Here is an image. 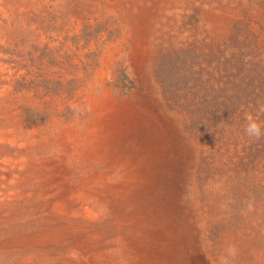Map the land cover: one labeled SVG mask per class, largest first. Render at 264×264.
<instances>
[{
    "label": "rangeland",
    "instance_id": "rangeland-1",
    "mask_svg": "<svg viewBox=\"0 0 264 264\" xmlns=\"http://www.w3.org/2000/svg\"><path fill=\"white\" fill-rule=\"evenodd\" d=\"M107 95L147 108L173 137L156 146L184 166L185 207L210 263L264 264V134L244 131L246 113L264 128V0H0V264L66 261L32 240L51 220L36 198L41 167L58 130L86 125L89 99ZM97 211L116 258L136 264L107 223L117 211Z\"/></svg>",
    "mask_w": 264,
    "mask_h": 264
},
{
    "label": "bare ground",
    "instance_id": "bare-ground-1",
    "mask_svg": "<svg viewBox=\"0 0 264 264\" xmlns=\"http://www.w3.org/2000/svg\"><path fill=\"white\" fill-rule=\"evenodd\" d=\"M143 33L138 39L148 40ZM108 97L89 99L93 118L81 128H60L49 144L57 154L41 167L48 172L36 198L39 208L48 209L51 220L33 243L63 249L66 261L61 264H124L116 258L120 249L115 238H104L103 230L98 229L103 214L97 209L106 206L109 210L110 205L119 222L115 228L113 222L107 223L126 236L136 264H187L188 258L183 262L182 257L189 251L192 264H211L194 216L185 207L187 178L180 173L184 166L179 159H170L172 151L163 140L165 146H156V137L161 141L165 129L147 117V108L116 103ZM151 129L153 135L148 133ZM165 136L168 141L173 138ZM193 151H187L190 160ZM18 163L23 169L28 159L23 157ZM120 166L121 176L114 180ZM20 181L14 178L16 183ZM7 198L9 194L2 195L0 203ZM129 206L135 210L127 216ZM128 232L140 236L128 237Z\"/></svg>",
    "mask_w": 264,
    "mask_h": 264
},
{
    "label": "clouds",
    "instance_id": "clouds-1",
    "mask_svg": "<svg viewBox=\"0 0 264 264\" xmlns=\"http://www.w3.org/2000/svg\"><path fill=\"white\" fill-rule=\"evenodd\" d=\"M245 121L244 131L248 136L258 138L264 134V128H262L261 124L252 116L251 113L245 114Z\"/></svg>",
    "mask_w": 264,
    "mask_h": 264
}]
</instances>
